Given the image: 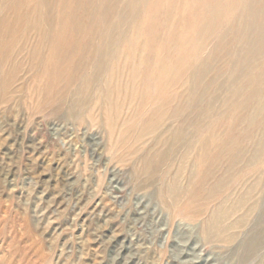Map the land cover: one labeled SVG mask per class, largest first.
Instances as JSON below:
<instances>
[{"label":"rangeland","instance_id":"rangeland-1","mask_svg":"<svg viewBox=\"0 0 264 264\" xmlns=\"http://www.w3.org/2000/svg\"><path fill=\"white\" fill-rule=\"evenodd\" d=\"M7 2L0 20L17 16ZM19 2L22 18L39 4ZM130 2L113 31L121 59L97 80L90 67L81 72L86 96L76 85L48 90L36 81L27 55L34 30L22 29L17 54L0 60V79L15 73L0 91V264H264V45L232 72L247 22L235 5L233 16L207 21L201 52L167 55L182 0H147V20L155 14L147 44L146 7ZM59 4L49 0L55 27ZM124 36L136 39L133 84ZM145 54L149 74L163 59L182 67L160 97L140 74Z\"/></svg>","mask_w":264,"mask_h":264},{"label":"bare ground","instance_id":"bare-ground-1","mask_svg":"<svg viewBox=\"0 0 264 264\" xmlns=\"http://www.w3.org/2000/svg\"><path fill=\"white\" fill-rule=\"evenodd\" d=\"M27 1L29 3L37 1L39 4L32 7L26 5V8L29 7L28 14L25 16L26 18H22L23 16L19 14V8L21 7L19 0H15L13 3L8 0L10 6L13 5V12H17V16H15L13 20H8L10 16L7 17V15L0 20V60L8 58L10 53L16 52L17 54V47L22 38L21 30L27 28L28 33L34 30V33H36L37 36V41L30 43L32 47H29L30 51H28L27 54L30 61V68H36L39 71L36 81H39V83H41L44 88H48V90L51 87L59 90L66 86L76 85V90L78 89L83 93L84 89H86L84 87H87L86 83L81 82L78 84L79 81H82V71L87 67H90V76H92V79L97 80L99 74H102L107 63L110 62L108 66L111 67V71L112 66L118 64V61L121 58L116 56L117 54L113 55L114 51L111 50L112 47L115 46V51L120 54L123 51V44H118L121 40L117 41L118 39L114 37L113 31L118 27V24L123 21V18L127 13L126 10L128 11L130 4L132 3L130 2L131 0L123 4L122 10L119 9V11L116 9L120 4L119 0H59V12L57 13L58 23L55 24L56 27L51 24L48 18L50 13L49 0ZM184 1L185 0H182L181 9L176 13V16L174 15L179 22V26L176 30H174V28L168 29L167 38H169L171 43L169 42L170 45L167 48V55H175L176 57H184L186 55L188 58H191L197 52H201L204 43L203 41L209 36V34H205L207 21L209 20L212 23H215L222 14L224 16H233V7L235 5H241L245 9L247 22L241 23L244 27V32L241 34V40L237 44V49L234 52L235 64L233 63L232 72L238 73L239 71H242L244 66H246V64L248 65L250 59L253 60L257 55L256 53L259 48L264 45V0H225L228 3V8L224 10L219 8V5L224 0H190L187 2V5L192 7L189 13L183 9L185 5ZM141 3L146 7L145 16L143 19L141 18V20L144 28V38L147 44V34L150 39L153 35L150 33V25L152 19L155 18V14L153 10H151L147 20V0H142ZM255 4L259 5L258 9H255V7L253 8ZM115 10L117 11L115 12ZM198 10L200 11L199 14ZM28 16L30 18L34 17L35 19H30ZM174 16L172 13H167L165 16L167 24H169ZM24 19L26 20L23 21ZM31 23H34L35 29H33ZM148 24L149 26H147ZM132 25L135 27L137 26L136 19L132 22ZM207 29L210 32L213 30L212 28ZM189 34L190 36H188ZM173 36L179 40L178 47L172 42ZM134 40L136 41L132 36H124V39L122 40L126 46L124 48L126 54L124 55V65L126 63L129 65L126 75L128 74V82H131L132 84L134 82L131 81V76L133 77V81H138V77H135V75H138L139 72L137 67H135L130 60L135 58L133 56V45H135ZM145 55L146 58L142 63L143 67L140 74L144 77L145 81L147 76L152 78V85L157 91L156 97H160V92L164 90V85L170 89L179 82L181 77H183L180 76L181 74L179 75L177 73L179 68L182 69V67L177 66V63L167 64L165 63V59H163V61L158 63V72L156 71L153 75L150 73V75L147 69V54ZM119 69L120 67L117 68V71ZM164 69H166V71ZM160 70H164V74L159 73ZM183 73L185 74V72ZM263 73L264 71L260 75L262 76ZM14 74V71L8 74H3L4 79H0V91L4 93L6 92V89L9 88L10 83L14 80ZM177 74L179 76H177ZM87 78L89 79V77ZM139 80H141L140 77ZM154 81H157L156 85L154 84ZM191 84L193 85V83ZM144 88L147 89V85ZM83 94L85 95V93ZM133 113L134 112H132V114Z\"/></svg>","mask_w":264,"mask_h":264}]
</instances>
